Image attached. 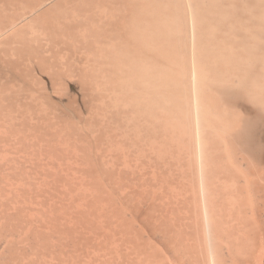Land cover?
Instances as JSON below:
<instances>
[{"label":"bare ground","instance_id":"1","mask_svg":"<svg viewBox=\"0 0 264 264\" xmlns=\"http://www.w3.org/2000/svg\"><path fill=\"white\" fill-rule=\"evenodd\" d=\"M57 216L264 261V0H0V228Z\"/></svg>","mask_w":264,"mask_h":264},{"label":"rangeland","instance_id":"2","mask_svg":"<svg viewBox=\"0 0 264 264\" xmlns=\"http://www.w3.org/2000/svg\"><path fill=\"white\" fill-rule=\"evenodd\" d=\"M47 224L48 228L41 224V227L29 232L8 226L0 228V264H194L189 259L193 252L188 249L167 250L159 244L151 248H133L100 243L104 237L99 232L80 229V217H52ZM140 236L138 233L136 237L132 235L131 238ZM154 236L160 240H166L168 237L161 232H156ZM124 239L127 237L124 236ZM146 249L150 250V254H146ZM253 252L255 253V250L250 248L234 249L230 253L234 260H228L227 264H264V261H249L247 255L254 254ZM135 253H139L138 256Z\"/></svg>","mask_w":264,"mask_h":264}]
</instances>
